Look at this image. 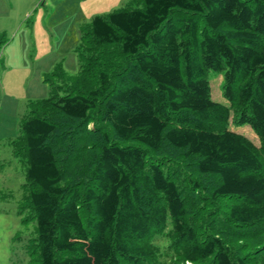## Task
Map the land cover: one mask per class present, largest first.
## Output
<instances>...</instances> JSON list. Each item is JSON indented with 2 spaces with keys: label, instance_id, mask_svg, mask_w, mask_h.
<instances>
[{
  "label": "trees",
  "instance_id": "1",
  "mask_svg": "<svg viewBox=\"0 0 264 264\" xmlns=\"http://www.w3.org/2000/svg\"><path fill=\"white\" fill-rule=\"evenodd\" d=\"M78 57L13 142L29 264H264V0H130Z\"/></svg>",
  "mask_w": 264,
  "mask_h": 264
},
{
  "label": "rangeland",
  "instance_id": "2",
  "mask_svg": "<svg viewBox=\"0 0 264 264\" xmlns=\"http://www.w3.org/2000/svg\"><path fill=\"white\" fill-rule=\"evenodd\" d=\"M130 0H0V264H29L25 250L35 236L36 219L21 210L25 194L26 161L15 154L14 140L30 99L47 97L51 81L45 74L57 64L74 74L79 70L78 46L84 28L95 15H104ZM134 5H140L133 2ZM132 5V4H131ZM210 96L229 105L220 71L208 72ZM54 84L59 80L53 79ZM229 128L256 144L259 138L248 123ZM166 245L164 239H157Z\"/></svg>",
  "mask_w": 264,
  "mask_h": 264
}]
</instances>
